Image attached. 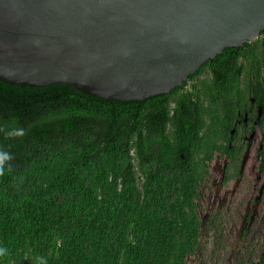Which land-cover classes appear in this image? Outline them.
<instances>
[{
	"label": "trees",
	"instance_id": "1",
	"mask_svg": "<svg viewBox=\"0 0 264 264\" xmlns=\"http://www.w3.org/2000/svg\"><path fill=\"white\" fill-rule=\"evenodd\" d=\"M207 66L214 79L200 84L211 106L192 114L218 122L224 100L239 91L238 66L264 88V30L224 49L183 87ZM183 89L116 101L67 84L0 81V128L25 130L21 138L0 131V148L14 157L0 175V246L8 249L0 264H36L37 257L47 264H187L202 235L196 201L204 172L183 165L199 147ZM170 129L183 133L182 144L172 142Z\"/></svg>",
	"mask_w": 264,
	"mask_h": 264
},
{
	"label": "water",
	"instance_id": "2",
	"mask_svg": "<svg viewBox=\"0 0 264 264\" xmlns=\"http://www.w3.org/2000/svg\"><path fill=\"white\" fill-rule=\"evenodd\" d=\"M264 30V0H0V81L142 101Z\"/></svg>",
	"mask_w": 264,
	"mask_h": 264
},
{
	"label": "flooded vegetation",
	"instance_id": "3",
	"mask_svg": "<svg viewBox=\"0 0 264 264\" xmlns=\"http://www.w3.org/2000/svg\"><path fill=\"white\" fill-rule=\"evenodd\" d=\"M246 67L238 66L243 71L239 91L224 100L227 112H222L218 122L205 112L192 114L193 110L210 109L200 83L214 79L211 66L190 80L186 88L180 87L193 102L185 118L194 119L191 134L199 142L183 165H201L204 172L196 201L202 235L196 244L197 253L187 258L200 260V264H264V88L259 89L256 74L249 77L244 72ZM221 79L228 80L225 75ZM170 131L175 135L172 142L182 144L183 133ZM209 248L213 252L208 253Z\"/></svg>",
	"mask_w": 264,
	"mask_h": 264
},
{
	"label": "clouds",
	"instance_id": "4",
	"mask_svg": "<svg viewBox=\"0 0 264 264\" xmlns=\"http://www.w3.org/2000/svg\"><path fill=\"white\" fill-rule=\"evenodd\" d=\"M0 131H3L7 137L10 138H21L25 135V130L21 127H14L11 129L0 128ZM14 159L13 155L0 148V175H3L5 171H11V161ZM8 255V249L0 246V258H3ZM36 264H47V260L44 257H37Z\"/></svg>",
	"mask_w": 264,
	"mask_h": 264
},
{
	"label": "rangeland",
	"instance_id": "5",
	"mask_svg": "<svg viewBox=\"0 0 264 264\" xmlns=\"http://www.w3.org/2000/svg\"><path fill=\"white\" fill-rule=\"evenodd\" d=\"M192 88V86H189V88L188 89H191ZM206 211V209H205V207H204V212ZM208 248V247H207ZM205 252L207 251V249H205L204 250ZM213 252V249H211V248H209L208 249V253L209 252ZM193 259V258H192ZM187 264H200V260H191V259H189V260H187ZM211 264H213V263H211Z\"/></svg>",
	"mask_w": 264,
	"mask_h": 264
}]
</instances>
